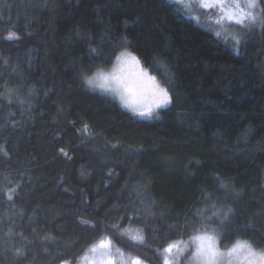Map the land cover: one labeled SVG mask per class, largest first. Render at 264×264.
Returning <instances> with one entry per match:
<instances>
[{"label": "trees", "instance_id": "1", "mask_svg": "<svg viewBox=\"0 0 264 264\" xmlns=\"http://www.w3.org/2000/svg\"><path fill=\"white\" fill-rule=\"evenodd\" d=\"M258 6L235 51L169 0H0V264H76L103 237L163 264L209 229L264 249ZM122 49L171 97L153 119L84 86Z\"/></svg>", "mask_w": 264, "mask_h": 264}, {"label": "rangeland", "instance_id": "2", "mask_svg": "<svg viewBox=\"0 0 264 264\" xmlns=\"http://www.w3.org/2000/svg\"><path fill=\"white\" fill-rule=\"evenodd\" d=\"M175 3L180 10H182L187 17L200 26L203 29L210 31L219 40H222L225 44L227 43L231 49L237 51V48L247 35L250 33L252 27H257L260 17L258 13V3L255 7H248L249 0H169ZM239 4V8L242 10V14L237 10L236 5ZM207 5V6H206ZM251 13V15H249ZM229 14L239 15L243 23H237L234 19H229ZM257 29V28H256ZM130 54L135 56L139 61L137 55H135L131 50L122 49L116 54V57L108 67H99L89 74L83 75L84 79L89 75L102 72L106 75H118L124 79L128 85L132 88V92L135 94L137 99H140L142 95L147 94V89L149 88L150 82L141 77L140 73H147L149 77L155 78V83L160 88L166 90L165 87L159 84L156 77L151 75L139 61V66L131 62L130 56L122 55ZM85 86V84H84ZM86 89H88L85 86ZM89 90V89H88ZM98 93H103L109 98H113L117 102V97L112 92H104L102 90H96ZM167 91V90H166ZM121 108H124L135 114L141 119H153L155 111L165 108L153 107L152 110L145 114L140 115V111H143L144 105L139 104L133 107H127L118 103ZM168 105V104H167ZM166 105V106H167ZM139 107L140 111L136 108ZM208 231L202 230L199 232ZM198 232V231H197ZM197 232L192 234L195 235ZM192 236L183 239L182 241L172 242L171 244H177L171 252L165 251L163 256V264L167 260L168 264H190L192 252L194 251L195 245L192 244ZM101 241H107L108 247H100ZM258 248V247H256ZM95 249V251L93 250ZM111 260L112 264H134L135 261H139V264H146L141 259L139 260L133 256H126L122 251L113 247L108 237H103L97 241V243L91 246L86 253L82 254L78 259L76 264H107V261Z\"/></svg>", "mask_w": 264, "mask_h": 264}, {"label": "clouds", "instance_id": "3", "mask_svg": "<svg viewBox=\"0 0 264 264\" xmlns=\"http://www.w3.org/2000/svg\"><path fill=\"white\" fill-rule=\"evenodd\" d=\"M85 86L91 90L112 92L117 103L127 107L139 105L137 97L128 83L118 75H106L96 72L84 79ZM140 111V108H136ZM195 245L190 264H264V249L256 248L253 243L244 238L235 239L230 246H219V236L214 230L197 232L192 236Z\"/></svg>", "mask_w": 264, "mask_h": 264}, {"label": "snow or ice", "instance_id": "4", "mask_svg": "<svg viewBox=\"0 0 264 264\" xmlns=\"http://www.w3.org/2000/svg\"><path fill=\"white\" fill-rule=\"evenodd\" d=\"M258 3V0H249L248 7H255L256 4ZM207 6V5H206ZM237 10L242 14V10L239 8V4L236 5ZM251 15V13H249ZM229 19H234L237 21V23H243V20L240 19L239 15H231L229 14ZM15 36L14 33L10 34V37ZM122 55H127L130 56L131 62L139 66V61L136 59L135 56H131L130 54H122ZM141 77L146 79L149 84V88L147 89V94L142 95L140 99H138V102L140 104L144 105L143 111H140V115H145L149 113L153 107H161V106H166L171 102V97L169 96V93L163 89L160 88L158 85L155 83V78L154 77H149L147 73H140ZM132 90V88H131ZM63 151V150H61ZM133 240H141L142 237L139 235L133 236ZM100 247L106 248L108 247V242L107 241H101ZM174 247H177V244H170L165 251L171 252ZM95 251V249H93ZM107 264H112L111 260L107 261ZM134 264H139V261H135ZM165 264H168L167 260L165 261Z\"/></svg>", "mask_w": 264, "mask_h": 264}]
</instances>
